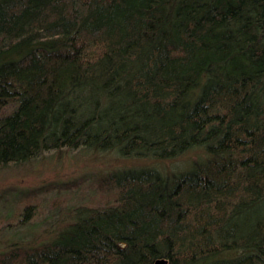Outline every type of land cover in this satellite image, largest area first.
Returning a JSON list of instances; mask_svg holds the SVG:
<instances>
[{"label":"trees","instance_id":"1","mask_svg":"<svg viewBox=\"0 0 264 264\" xmlns=\"http://www.w3.org/2000/svg\"><path fill=\"white\" fill-rule=\"evenodd\" d=\"M79 149L145 161L19 191L0 264H264V0H0V169Z\"/></svg>","mask_w":264,"mask_h":264},{"label":"rangeland","instance_id":"2","mask_svg":"<svg viewBox=\"0 0 264 264\" xmlns=\"http://www.w3.org/2000/svg\"><path fill=\"white\" fill-rule=\"evenodd\" d=\"M144 162L143 159L128 158L119 154L117 149L107 152H91L86 149L67 152L62 158H56L53 154L26 161L24 163L8 166L0 169V217L6 216L12 209L13 197L25 190H30L41 185L52 183L54 188L41 192L39 200L44 208L43 215L52 214L51 200L55 197L72 198L81 200L83 192L74 189L59 187L60 183L73 179L83 178L81 186L85 188V194L94 192L98 178L118 167ZM20 191V192H19ZM17 192V193H16ZM59 214L48 219V223L37 226L34 232L28 234L31 239L40 232L44 233V227L53 224ZM20 231L3 229L0 231V248L6 246L7 241L19 238L28 227H21Z\"/></svg>","mask_w":264,"mask_h":264},{"label":"water","instance_id":"3","mask_svg":"<svg viewBox=\"0 0 264 264\" xmlns=\"http://www.w3.org/2000/svg\"><path fill=\"white\" fill-rule=\"evenodd\" d=\"M154 264H168V260L166 258H159Z\"/></svg>","mask_w":264,"mask_h":264}]
</instances>
